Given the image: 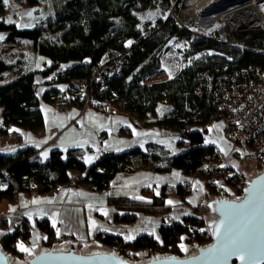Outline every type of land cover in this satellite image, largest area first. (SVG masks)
I'll use <instances>...</instances> for the list:
<instances>
[{"label": "trees", "instance_id": "obj_1", "mask_svg": "<svg viewBox=\"0 0 264 264\" xmlns=\"http://www.w3.org/2000/svg\"><path fill=\"white\" fill-rule=\"evenodd\" d=\"M5 0H0V11ZM29 6L39 5L40 0H27ZM51 12L46 21L32 29L18 30L14 25L0 22V32L7 41L25 40L32 44L34 54L44 59L38 70L27 66L9 64L0 60V110L1 131L10 128L25 132H41L44 119L40 102L53 103L56 91L51 89L42 96L37 94L35 79L52 77L59 85H68L72 80H88L96 67L110 51H123L130 45V53L122 72L115 76L102 77L89 88V106L108 102L113 111L119 110L133 115L142 127H154L175 137L176 147H185L181 153L171 154L164 146L148 143L144 149L134 148L118 154L104 153L91 165H86L74 156L52 151L46 161L35 156L36 150L25 148L9 155L0 154V169L6 168L19 185L34 187L25 193L47 194L71 182V173H76L75 184L88 186L93 192L106 191L119 173L149 171L167 174L179 171L184 175L198 173L208 189L198 203L192 205L186 197L191 193V184L183 182L174 187V195L180 204L171 205L168 185L158 192L145 190L148 200L125 197H110L107 204L116 213L112 221L118 225L133 224L138 215L165 218L175 207L189 209L190 214L179 221L162 224L157 229V239L151 235H140L133 241L98 234L95 242L105 252L116 249L117 255L131 263H143L153 257L183 258L195 253L203 245L202 236L210 235L207 227L208 209L213 192L202 174L203 167L218 160L222 154L216 146L205 145L206 125L217 115L216 106L202 92L200 72L216 75H235L243 78L251 68L264 66V54L260 51L238 49L216 45L206 40H194L173 21L160 18L146 26L139 14L144 11L161 10L163 13L177 0H48ZM49 34L48 37H44ZM252 45H261L262 33H245ZM176 36L183 44L177 54L183 58L182 68L172 79L153 82L149 80L158 68L156 54L169 38ZM131 42V43H129ZM206 50L220 51L223 57L205 54ZM229 56L228 63L225 57ZM183 62V63H182ZM166 104L170 112L155 118L156 109ZM72 105L81 107L78 99ZM152 117V119H151ZM140 127L138 123L135 125ZM122 129V132H128ZM257 169L259 165L256 164ZM262 169H260L261 172ZM264 171V170H263ZM246 178V176H245ZM247 180V178H246ZM159 193V194H157ZM12 196L10 189L0 191V201ZM36 227L44 235L39 251L59 250V239L55 229L47 220L36 221ZM31 222L23 219L11 231L0 236V249L13 260L26 262L38 253L21 251L19 245H29L32 233ZM204 230V231H201ZM46 237V239H45ZM183 238V239H182ZM183 244L188 251L181 250Z\"/></svg>", "mask_w": 264, "mask_h": 264}, {"label": "crops", "instance_id": "obj_2", "mask_svg": "<svg viewBox=\"0 0 264 264\" xmlns=\"http://www.w3.org/2000/svg\"><path fill=\"white\" fill-rule=\"evenodd\" d=\"M36 61L40 67L44 63V59L41 57H37ZM38 69L35 68V70ZM40 78L43 79V77L37 76L38 81ZM39 107L44 119V128L37 133L20 131L17 128H10L6 133H3L1 131V116L0 154L9 155L17 150L32 148L36 150L35 156L40 161H46L50 153L57 150L64 156L71 155L86 165H91L104 153L118 154L134 148L144 149L148 143L162 145L171 154L177 152L173 135H168L154 127H142L135 116L119 110L108 114L90 108L81 111L78 106L71 105L68 112L63 114L54 111L53 103L43 101L40 102ZM136 123L140 127H136ZM122 129L129 131L122 132ZM217 149L222 156H226L218 147ZM45 152H47V158L43 155ZM89 160L90 162H86ZM227 162L229 167L234 168L233 162L230 160ZM76 176V173L72 172V179L68 185L47 194L20 193L0 201V236L11 231L23 219H27L31 222L33 229L29 245L23 246L36 253L44 238V235L36 227V221L47 220L52 227L55 221L53 228L59 239L58 246L67 245L68 250L75 248L79 252L84 248L86 253L88 252L87 247H95L99 248V252H101V249L104 248L94 241L98 234L117 237L124 242H129L140 235L157 232L158 227L164 222V218L138 215L136 221L131 225L114 224L112 218L116 211L108 206V198L118 196L148 200L144 194L145 190L153 189L158 192L162 186L168 185L171 190L169 198L174 202L171 205H178L180 200L173 193L174 187L183 182H189L191 192L193 190L192 182L179 171L167 174L144 170L134 173H119L114 177L109 188L101 193L93 192L88 186H77L75 184ZM190 194L186 200L194 205L202 200L205 192L200 196L199 201L196 200L197 202L189 201ZM34 200L39 203H33ZM184 208L182 206L175 207L170 213L176 211L182 214L183 212L180 211ZM104 212H107L108 215L105 216ZM57 229H59V234H57ZM126 236L135 238L126 240Z\"/></svg>", "mask_w": 264, "mask_h": 264}, {"label": "built area", "instance_id": "obj_3", "mask_svg": "<svg viewBox=\"0 0 264 264\" xmlns=\"http://www.w3.org/2000/svg\"><path fill=\"white\" fill-rule=\"evenodd\" d=\"M225 2L226 0H177L164 19L173 21L194 40H206L216 45L255 50L264 54V41L261 45H252L249 37L244 35L249 32L264 34V0H247L223 8L222 4ZM177 4L178 9L175 10ZM182 48L183 44L178 37L169 38L156 54L158 68L149 76V80L157 82L172 79L175 69L165 59V55L177 54ZM17 51L15 41L0 42V60ZM129 53L130 45L123 51H110L88 80H72L68 85H59L52 77L40 78L39 81L36 78L37 94L42 96L48 90H55L53 109L57 113L66 114L76 99L81 104L79 109L84 111L89 106V88L92 83L105 76L120 74ZM205 54L223 57L220 51L215 50H206ZM225 60L231 62L229 56ZM198 74L202 85L197 94L205 93L217 111V115L206 127L221 121L224 136L230 145L228 156L208 162L203 167L202 174L213 192L212 199L238 200L247 180L241 171L229 167L227 161L236 163L253 158L259 165L258 170H264V66L251 68L243 78L238 74L216 75L208 71ZM95 110L113 113L111 104L105 101L96 104ZM33 187V183L19 186L6 168L0 169V191L10 189L12 196H16L25 193L27 189L31 191ZM202 240V247L212 242L208 234L203 235ZM117 248L111 251L117 254ZM71 250L76 251L75 248Z\"/></svg>", "mask_w": 264, "mask_h": 264}, {"label": "snow or ice", "instance_id": "obj_4", "mask_svg": "<svg viewBox=\"0 0 264 264\" xmlns=\"http://www.w3.org/2000/svg\"><path fill=\"white\" fill-rule=\"evenodd\" d=\"M26 15L30 17L32 13L28 12ZM9 22L12 21L9 20ZM3 38L0 36V40ZM43 155L47 158V152ZM245 191L248 197L239 203L222 200L208 205L214 213L219 215V219H214L209 224V230L217 243L202 250L201 255L194 259L206 260L209 264H229L233 257H237L241 264H264V186L257 182ZM33 203H39V201L34 200ZM168 203L173 204L174 202L169 200ZM103 214L108 215L107 212ZM53 227H55V221ZM104 230L107 231V229ZM57 234H59V229H57ZM150 234L154 235V233ZM134 238L133 236L125 237L126 240ZM156 238L159 239V237ZM180 248L184 252L188 251L183 244ZM20 250L29 255L32 254V250L23 245H20Z\"/></svg>", "mask_w": 264, "mask_h": 264}, {"label": "rangeland", "instance_id": "obj_5", "mask_svg": "<svg viewBox=\"0 0 264 264\" xmlns=\"http://www.w3.org/2000/svg\"><path fill=\"white\" fill-rule=\"evenodd\" d=\"M172 6L169 9H167L164 13L160 9L155 10V11L147 10V11L141 12L139 14L141 23L144 24V27H145L146 26L145 23L148 21L155 22L156 20L160 18L164 19L166 14L171 10ZM177 9H178V4L175 5V10ZM28 12L32 13L30 17L26 15ZM50 12H51V6L48 0H40L39 5H36V6H29L27 0H7V3H5L4 1L3 8L0 11V22L7 24V25L9 24L14 25L16 29L18 30H28V29L34 28L36 24H39L41 21H46L47 16L49 15ZM9 20H11L12 22L10 23ZM148 24L149 25L147 26L151 25V23L149 22ZM0 36L4 37L2 40L5 39L4 33L0 32ZM48 36L49 34L44 35V37H48ZM2 40H0V42ZM16 43L18 45V51L5 57L4 61H6L9 64L11 63V64H15L18 66L19 65L27 66L30 68L38 69L40 65L37 64L36 56L34 54L32 44L25 40H16ZM183 54H184L183 52L181 53V55H178L175 53H168L165 55V59L169 63H172V65L174 66V69L178 71L180 68H182L180 61L183 58ZM170 110H171V107L169 105L162 104L160 105L158 109H156L154 117L160 118V117L166 116L170 112ZM0 120H1V114H0ZM204 143L205 145H212V146L218 147L222 153L224 154L227 153L225 155L228 156L230 152V145L228 144L224 136L223 123L221 121L216 122L212 124L211 126L207 127V131L204 134ZM185 149H186L185 147H176V150H177L176 153H181ZM221 149H223V151ZM226 156H223V157H226ZM249 160H253L254 162H256L253 158H248L244 161H236V163L234 161L233 162L234 167L236 168V170L241 171L245 175V173L242 171L241 168H242V165L246 164ZM254 168L257 172L259 171L256 168V163L254 165ZM186 178L189 181H191L193 184V190L190 194L191 196L189 198V201L190 202L199 201L200 196H202L203 192L208 191V189L205 187L203 177L200 174L195 173V174L186 175ZM169 199L171 200V198ZM180 212H183V213L181 214L179 212L174 211L170 213L169 215H167V217L164 218V224H169L174 221H179L181 217H184L185 215L188 214V209L185 207ZM152 233H154V237H157V232H152ZM19 249H20V245H19ZM14 262L21 263L23 262V260L22 261L13 260L12 263Z\"/></svg>", "mask_w": 264, "mask_h": 264}, {"label": "water", "instance_id": "obj_6", "mask_svg": "<svg viewBox=\"0 0 264 264\" xmlns=\"http://www.w3.org/2000/svg\"><path fill=\"white\" fill-rule=\"evenodd\" d=\"M247 0H226L224 4H222V7L227 8V6H231L234 4H240ZM255 162L253 160H249L246 164L242 165V171L245 173L247 182L245 185V188L243 189V195L238 200H235L233 198H230L229 202H237L246 199L248 197V193L245 191V189H249L251 185L256 184L257 182L260 183L261 186H264V171L257 172L254 168ZM226 199L221 200H209L206 204V207L208 209V215H207V227L209 230V224L214 219H219L218 213H214L211 208L208 207L209 204H214L216 201H222ZM209 233L211 234V231L209 230ZM212 242L205 246H199L196 248V251L194 254L183 257V258H176L175 256L170 257H160L156 256L151 258L150 260L139 263V264H209L206 260H196L195 257H199L201 255L202 250H206L211 246H214L217 241L212 236ZM59 250L55 251H37L38 253L32 255L30 258L26 260L25 263H18L14 262L12 264H137V263H131L127 261L126 259H123L121 256H118L114 251L111 252H105L104 249H101V252H99V248L95 247H87V253L85 252V249L83 248L80 250V252L68 250L67 245L59 246ZM0 264H11V261L8 256H6L2 250L0 249ZM229 264H241V261L237 257H233Z\"/></svg>", "mask_w": 264, "mask_h": 264}, {"label": "bare ground", "instance_id": "obj_7", "mask_svg": "<svg viewBox=\"0 0 264 264\" xmlns=\"http://www.w3.org/2000/svg\"><path fill=\"white\" fill-rule=\"evenodd\" d=\"M243 195V194H242ZM242 197V196H241Z\"/></svg>", "mask_w": 264, "mask_h": 264}]
</instances>
